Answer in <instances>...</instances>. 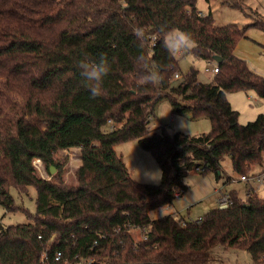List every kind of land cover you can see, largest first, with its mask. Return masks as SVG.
<instances>
[{"label": "trees", "instance_id": "trees-1", "mask_svg": "<svg viewBox=\"0 0 264 264\" xmlns=\"http://www.w3.org/2000/svg\"><path fill=\"white\" fill-rule=\"evenodd\" d=\"M196 2L0 0V204L30 219L0 227V264H214L219 246L247 251L252 264H264L260 187L245 188L243 196L227 190L231 204L212 207L200 221L150 214L172 202L176 188L186 189L189 174L219 179L228 158L238 180L254 176L264 162V112L242 124L226 97L251 89L264 98V75L234 53L248 27L264 31V19L217 25L210 9L201 13ZM137 27L189 33L195 47L185 54L215 62L218 72L199 82L191 65L174 78L181 56L171 57L160 40L141 47ZM140 55L148 58V71L163 77L158 86L138 85ZM101 56L110 71L103 94L93 98L76 64ZM162 98L174 113L208 118L210 129H150ZM135 139L155 158L158 182L135 179L116 151V144ZM72 147L80 161L67 180V157L58 151ZM34 158L48 178L37 173ZM232 179L227 175L223 183ZM29 186L36 193L34 213L10 193Z\"/></svg>", "mask_w": 264, "mask_h": 264}, {"label": "rangeland", "instance_id": "rangeland-1", "mask_svg": "<svg viewBox=\"0 0 264 264\" xmlns=\"http://www.w3.org/2000/svg\"><path fill=\"white\" fill-rule=\"evenodd\" d=\"M226 3H233L231 6ZM199 5L200 10L212 11L214 21L217 25L226 23H234L238 26H243L256 19H264V0H197L196 6ZM241 37L237 44V51H243L246 62L255 71L264 75V52L261 51L258 41L264 38V31L258 27L250 26L247 28L245 36ZM215 61V60H214ZM207 61L200 58H193L190 54H184L179 59V72H186L190 65L197 68L198 79L204 81L212 77L213 61ZM208 65L211 72H205L203 67ZM226 97L231 103V106L238 111V121L246 123L253 120L258 113L264 112V98L257 95L254 90H237L226 93ZM172 115V122L170 116ZM167 124L166 130L168 133L180 130L190 134L205 132L210 129V121L206 117H198L191 119L187 113H174L170 112V104L166 98L160 99L154 106L153 114L150 115L149 128H156ZM115 149L118 153H122L127 167L130 169L132 176L140 181L153 182L159 181V169L157 167L155 158L147 150L140 147L137 140L125 141L116 144ZM75 155L78 156V148L72 147ZM68 149L70 153H72ZM58 155L67 157L65 162L64 176L67 180L73 178V172L79 160L73 159L72 165L68 164V154H64L61 150ZM73 155V154H72ZM39 158L33 159V164L36 167L37 173L43 177H49L44 164ZM72 168V170H70ZM261 169L256 165L254 171ZM222 175L219 179H215L212 173H194L189 174L184 178L186 184L185 192L181 198H174L172 204L181 207L185 203V207L189 208V215L185 213H178L184 215L186 218L195 219L199 215H203L212 207L216 206L217 193L215 188L221 187L222 189L229 190L235 188L238 193L244 195V186L237 180L238 176L233 173L231 163L228 158L223 162ZM233 176V181L224 184L223 180L227 175ZM247 190V189H246ZM15 203L26 207L29 212L34 213L36 210L35 204V189L29 186L27 191L19 194L14 188H10ZM258 195L264 197V185L260 186L257 190ZM163 207L153 210L150 214L153 218L160 217L166 213ZM27 215L21 211H8L0 204V227L9 224L29 222ZM215 262L214 264H252L251 257L247 251L235 248H225L222 246L214 248Z\"/></svg>", "mask_w": 264, "mask_h": 264}, {"label": "clouds", "instance_id": "clouds-1", "mask_svg": "<svg viewBox=\"0 0 264 264\" xmlns=\"http://www.w3.org/2000/svg\"><path fill=\"white\" fill-rule=\"evenodd\" d=\"M134 35L137 41H139L141 47L148 39H151L153 43L157 40L162 41L164 48L173 58H179L188 50L195 47V41L191 35L179 29H165L164 27H161L158 32L149 34L144 28L137 27L134 30ZM136 62L143 69L142 74L138 79V85L143 86L151 84L154 87L158 86L163 77L158 70L148 71V58L140 55L137 56ZM76 66L80 70L81 76L88 82L87 87L91 96L95 98L102 95L103 80L110 71L107 58L101 56L98 61H77Z\"/></svg>", "mask_w": 264, "mask_h": 264}, {"label": "built area", "instance_id": "built-area-1", "mask_svg": "<svg viewBox=\"0 0 264 264\" xmlns=\"http://www.w3.org/2000/svg\"><path fill=\"white\" fill-rule=\"evenodd\" d=\"M205 70H209L208 67H205ZM211 70H212L213 73L218 72V66H215ZM180 76H181V72H179V71H175L174 72V75H173L174 78H178ZM170 120H171V117H170L169 121ZM161 127H164V124L161 125ZM76 148H78V147H76ZM68 149L70 150L71 148H65V149L61 150V152L66 154V155L68 154V164L72 165V160L73 159L79 160V157L75 155L73 150H70L72 152V153H70L68 151ZM78 164H79V162H78ZM260 167H261V169L259 171H257L254 176H243L242 175L239 179L241 181H245L247 184H249V187H251L253 189L254 188H258L260 186H263L264 185V162H263V164ZM70 170H72V168H70ZM215 191L217 193L216 204H217L218 207L225 208L229 204H231L232 199H231V196L229 195L227 190L222 189L221 187H218V188H215ZM184 192H185V188H183V187L176 188L173 191V199L174 198H181L183 196ZM164 208L169 210L168 214H170L171 216H175V217L179 216L178 212L174 210V207H173L171 202L166 203L164 205ZM200 220H201V216H198L196 218V221H200ZM180 223L184 224L185 223L184 219H181Z\"/></svg>", "mask_w": 264, "mask_h": 264}, {"label": "crops", "instance_id": "crops-1", "mask_svg": "<svg viewBox=\"0 0 264 264\" xmlns=\"http://www.w3.org/2000/svg\"><path fill=\"white\" fill-rule=\"evenodd\" d=\"M196 8L198 9L199 12H201V13H203V14L207 12V11H204L203 9L200 10L199 5L196 6ZM211 12H212V11H211ZM245 37H247V34H246ZM263 43H264V38L257 42V44L259 45V48L261 49V51H264L263 47L261 46ZM234 53H235L236 55L242 57V58H246L245 55H243V54H244L243 51H240V52L237 51L236 46H235V48H234ZM207 64H210V62L207 61ZM214 65H215V62H213L212 66H214ZM190 66H191V65H190ZM190 66H189V67H190ZM207 66H208V65H205V66L203 67V70H204L205 72H211V71H209V70H205V67H207ZM211 73H212V72H211ZM212 75H213V74H212ZM197 80H198L199 82H209V81H210V79H209V80H204V81H202V80L198 79V77H197ZM170 112L172 113L171 108H170ZM170 117H171V122H172V115H171ZM121 154H122V153H121ZM157 167H158V166H157ZM158 169H159V168H158ZM259 170H260V168H259L257 171H259ZM257 171H255V172H257ZM159 179H160V171H159ZM240 182H241V181H240ZM241 183H242L243 186H244V188H243L244 190H245V188L247 189V187H249V184L244 183V182H241ZM246 185H247V186H246ZM257 190H258V189H257ZM172 205H173V207H174V210L177 211L178 213H183V214L185 213L187 216L189 215V208L187 209V208L185 207V203H184V205L181 206V207L175 206L174 204H172ZM214 207H215V206H214ZM168 211H169V210H166V213H168ZM199 216H201V215H199ZM197 217H198V216H197Z\"/></svg>", "mask_w": 264, "mask_h": 264}, {"label": "water", "instance_id": "water-1", "mask_svg": "<svg viewBox=\"0 0 264 264\" xmlns=\"http://www.w3.org/2000/svg\"><path fill=\"white\" fill-rule=\"evenodd\" d=\"M213 59H214L216 62H220V61H221V57L218 56V55H214V56H213ZM53 171H54V169L51 168V173H53Z\"/></svg>", "mask_w": 264, "mask_h": 264}]
</instances>
